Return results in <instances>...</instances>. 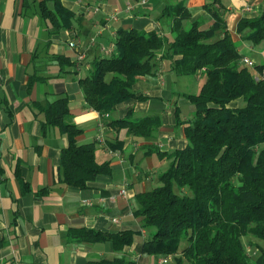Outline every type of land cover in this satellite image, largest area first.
Wrapping results in <instances>:
<instances>
[{"label": "crops", "instance_id": "crops-1", "mask_svg": "<svg viewBox=\"0 0 264 264\" xmlns=\"http://www.w3.org/2000/svg\"><path fill=\"white\" fill-rule=\"evenodd\" d=\"M40 1L0 0V264H86L123 256L125 264L128 259L138 261V246L149 231L135 214L139 208L136 194L150 190L154 173L160 180L170 164L156 149L164 153L188 144L176 110L179 106L182 120L190 118L182 105L190 102L184 95L192 93L181 88L184 75H176L167 61L159 60L153 72L139 76L133 86L145 98L123 102L106 117L86 105L80 79L89 73L92 60L105 54L101 47L115 48L120 28L156 29L170 36V20L162 16V10L177 0H62L75 16L70 28L60 30H53L40 15ZM183 1L193 20L205 18V28L212 23L204 5L214 0ZM220 1L242 62L247 57L260 64L256 55L264 64V41L254 44L237 31L241 19L264 14V0ZM129 5L134 7L129 10ZM113 14L118 17L111 18ZM79 51L85 52V58L74 68L60 63L59 56L77 60ZM254 72L260 75L264 70ZM63 95L69 99L71 118L82 129L78 143H95L97 161L109 163L111 169L84 189L60 181L68 137L57 126L45 127L44 114L36 106ZM130 108L135 119L161 117L154 137L129 133L112 122L125 117ZM22 180L30 185L29 192H23ZM43 188L47 190L39 195ZM81 228L105 234L142 229L139 234L144 238L136 240L137 234L131 246L118 251L107 240L71 238V230Z\"/></svg>", "mask_w": 264, "mask_h": 264}, {"label": "trees", "instance_id": "trees-1", "mask_svg": "<svg viewBox=\"0 0 264 264\" xmlns=\"http://www.w3.org/2000/svg\"><path fill=\"white\" fill-rule=\"evenodd\" d=\"M219 2L204 5L212 20L207 28L205 18L193 20L186 3L177 0L162 10L170 20V36L156 29H118L113 53L95 57L89 73L80 79L86 105L103 114L123 102L144 99L133 86L139 76L153 72L159 60L167 61L176 75L205 76L199 93L184 95L195 105L193 116L182 120L177 106L178 124L183 125L188 144L164 153L156 149L170 160L160 175L161 185L136 194L135 214L150 234L138 246L142 260L154 255L158 260L170 257L165 264H264V247L258 246L253 257L243 242L246 235L264 241V73L254 72H263L264 64L251 67L242 62ZM38 10L53 30L72 26L75 13L62 0H41ZM237 31L254 44L264 41V14L241 19ZM58 59L68 67L78 63L66 56ZM36 106L44 114L45 127L57 126L68 137L61 156L62 183L84 189L99 174L111 171L109 163L97 161L95 143H78L82 129L71 118L66 95ZM133 115L130 108L125 117L112 122L129 133L154 137L161 117ZM22 187L25 193L31 190L24 180ZM141 232L105 234L81 228L70 234L80 241L107 240L120 251ZM125 261L123 256L86 264ZM128 264L139 263L128 259Z\"/></svg>", "mask_w": 264, "mask_h": 264}, {"label": "rangeland", "instance_id": "rangeland-1", "mask_svg": "<svg viewBox=\"0 0 264 264\" xmlns=\"http://www.w3.org/2000/svg\"><path fill=\"white\" fill-rule=\"evenodd\" d=\"M255 57L257 58L258 62L261 64V62L263 61V58L259 56L257 57L256 55ZM200 75H201L200 77H198V74L196 75L190 74V75H184V76L182 75L183 77L180 78L181 83H183L181 84L182 90L188 93L197 94L200 91V87L205 81V76L202 74ZM240 102H243V100H240ZM182 109H183L184 115L189 116V117L193 116L195 112V106L191 102H188V105L186 104L182 105ZM154 176H155V181L153 182V185L149 187L150 190L155 188L156 186L161 185V181L159 180L158 174L154 173ZM137 226L139 225H135V227ZM146 232L148 234V229H146ZM143 238H144L143 235L139 234L137 235L136 240L143 241ZM243 242L245 244L247 251L251 255H253V257L259 253V250L257 249L258 246L264 247V241L253 235L244 236ZM185 245H187V242H184L183 246ZM135 255H137V253H135ZM140 256H141L140 254L138 255V257L136 256V259L139 258L138 261L134 260L138 262L139 264H156L157 262L159 263V260L157 261V258L154 255H151L150 259L148 258V259H143V260L140 259Z\"/></svg>", "mask_w": 264, "mask_h": 264}, {"label": "built area", "instance_id": "built-area-1", "mask_svg": "<svg viewBox=\"0 0 264 264\" xmlns=\"http://www.w3.org/2000/svg\"><path fill=\"white\" fill-rule=\"evenodd\" d=\"M133 7H134V5H129V6H128V9L131 10ZM117 17H118V14H113V15L111 16V18H117ZM91 40H92V43H94V41H95L96 39H95V38H92ZM70 44H71L74 48L77 47V43L74 42V41H72ZM101 50L105 53L104 55H111V54L113 53V51H114V48H113V47L103 46V47H101ZM84 58H85V52H84V51H79V53H78V55H77V62L80 64V63L84 60ZM243 61H244L246 64L250 65V66H253V65H254V61L251 60V59H249V58H247V57H244ZM103 115L106 116V117H108V116H109V113L106 112V113H104ZM120 193L123 194V195H125V190L122 189ZM87 202L90 203L89 201H87ZM115 220H116V219H115ZM169 259H170V257H167V258H161V259H159V263H160V264L168 263Z\"/></svg>", "mask_w": 264, "mask_h": 264}, {"label": "bare ground", "instance_id": "bare-ground-1", "mask_svg": "<svg viewBox=\"0 0 264 264\" xmlns=\"http://www.w3.org/2000/svg\"><path fill=\"white\" fill-rule=\"evenodd\" d=\"M243 59H244V58H243ZM244 63H245V62H244ZM254 65H255V63H254ZM254 65H253V66H254Z\"/></svg>", "mask_w": 264, "mask_h": 264}]
</instances>
